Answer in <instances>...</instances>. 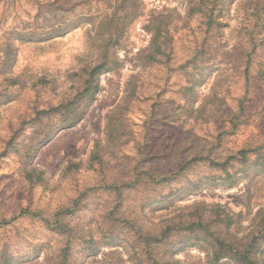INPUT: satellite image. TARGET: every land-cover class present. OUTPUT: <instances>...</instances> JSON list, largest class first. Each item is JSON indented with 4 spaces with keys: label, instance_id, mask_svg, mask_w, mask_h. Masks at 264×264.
<instances>
[{
    "label": "rangeland",
    "instance_id": "rangeland-1",
    "mask_svg": "<svg viewBox=\"0 0 264 264\" xmlns=\"http://www.w3.org/2000/svg\"><path fill=\"white\" fill-rule=\"evenodd\" d=\"M200 5L0 0V264H264V0Z\"/></svg>",
    "mask_w": 264,
    "mask_h": 264
},
{
    "label": "trees",
    "instance_id": "trees-1",
    "mask_svg": "<svg viewBox=\"0 0 264 264\" xmlns=\"http://www.w3.org/2000/svg\"><path fill=\"white\" fill-rule=\"evenodd\" d=\"M200 2H201V5H200L199 11L201 10V7H203L205 5V0H200ZM125 4L126 3H124L122 5V7L125 6ZM122 25H123V23H122ZM57 26H58V28H57V31H55V32L59 33V32H62L64 30L61 25L60 26L57 25ZM123 26H125V25H123ZM164 27H166V25L164 23L160 22V25H157L156 29H155L154 43L157 46L158 50L156 52V55L153 57V61L154 62H158L160 60V57L161 58H167L166 50L167 51L170 50V44L171 43H170V41L168 42V39H169L168 34L165 33L167 35V37H166V40L164 41V43L162 45L159 42L160 38H162L163 30L165 31ZM54 28L55 27L53 26L52 29L55 30ZM110 38L112 39V37H110ZM116 40H117V42H120L119 41L120 39L118 37L116 38ZM112 42L113 41H110L109 44H107L104 47L103 51H104V53L106 55L101 60V63H98L97 67L95 69H93L92 72L89 74V79L87 81V85L88 86L92 85L96 81L97 77H99L100 75H102L104 73L110 72L113 69V67L116 66V64H117L116 61H114V60L113 61H109V59H110V57H109L110 50H111L112 47H113V50L115 49L114 45L113 46L110 45V43H112ZM167 42H168V44H167ZM112 57L113 58L115 57V53H113ZM241 154H243V153H241Z\"/></svg>",
    "mask_w": 264,
    "mask_h": 264
}]
</instances>
